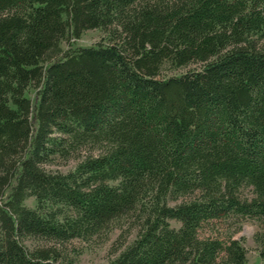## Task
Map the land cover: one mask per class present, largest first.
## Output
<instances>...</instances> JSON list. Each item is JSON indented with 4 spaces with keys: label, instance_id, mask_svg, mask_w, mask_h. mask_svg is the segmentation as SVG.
I'll return each instance as SVG.
<instances>
[{
    "label": "trees",
    "instance_id": "trees-1",
    "mask_svg": "<svg viewBox=\"0 0 264 264\" xmlns=\"http://www.w3.org/2000/svg\"><path fill=\"white\" fill-rule=\"evenodd\" d=\"M129 216L106 264H246L201 234L245 219L264 264V0H0V264H74L64 244Z\"/></svg>",
    "mask_w": 264,
    "mask_h": 264
},
{
    "label": "rangeland",
    "instance_id": "rangeland-1",
    "mask_svg": "<svg viewBox=\"0 0 264 264\" xmlns=\"http://www.w3.org/2000/svg\"><path fill=\"white\" fill-rule=\"evenodd\" d=\"M98 42L106 43L107 35L101 30L93 29L83 32L77 40L62 42L60 46L65 50L67 48L94 46ZM198 68L199 64H190L176 69L165 65L160 72V76L179 75ZM26 96L34 101V90L28 89ZM77 162V156H73L68 160L55 158L51 163L45 165V169L66 173L72 170ZM239 194L242 199L249 200L253 197L250 187L241 188ZM24 203L29 207H34L33 198H28ZM169 223L172 227H179V224L175 221H170ZM230 223L214 222L210 226L205 227L201 234L212 233L213 236L220 238L231 236L234 239H242V245L246 251V264H262L258 255L259 246L253 240V235L261 230L260 222L255 219H245L236 224V226H232ZM136 232L137 227L133 225V218L130 216L125 217L112 225L106 237L94 238L89 242L72 240L61 247V253L64 259H71L74 264H106L117 255L118 252H115V250L119 247L120 243L124 242V245L129 244L135 238ZM23 244L31 250L37 246L44 245V242L37 239L25 238L23 239ZM57 264H62V262L58 261Z\"/></svg>",
    "mask_w": 264,
    "mask_h": 264
}]
</instances>
